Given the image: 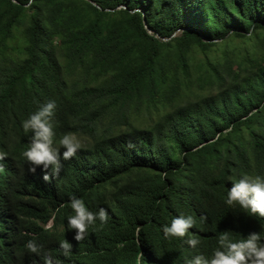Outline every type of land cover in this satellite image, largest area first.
Wrapping results in <instances>:
<instances>
[{
  "label": "trees",
  "instance_id": "1",
  "mask_svg": "<svg viewBox=\"0 0 264 264\" xmlns=\"http://www.w3.org/2000/svg\"><path fill=\"white\" fill-rule=\"evenodd\" d=\"M262 28L264 0H0V264H187L210 258L220 232L264 233V218L225 203L232 179L264 177V62L176 98L193 46ZM48 101L53 147L65 134L87 141L46 182L51 169L30 172L22 156L34 134L22 121ZM71 196L108 213L79 242ZM179 215L194 227L165 237Z\"/></svg>",
  "mask_w": 264,
  "mask_h": 264
},
{
  "label": "clouds",
  "instance_id": "2",
  "mask_svg": "<svg viewBox=\"0 0 264 264\" xmlns=\"http://www.w3.org/2000/svg\"><path fill=\"white\" fill-rule=\"evenodd\" d=\"M55 101H48L30 114L29 118L22 121L25 133L32 132L30 146L22 152V156L30 165L29 171L35 172L36 168L51 169V176L45 171L43 180L50 181L59 175L62 164L61 160H69L76 155L82 147L81 143L72 134H65L59 140V147H53L55 132L53 130L52 118L55 114ZM64 151L61 156L60 149ZM4 156L0 153V159ZM233 184L227 191L225 203L231 208L237 205L249 215L264 218V177H249L242 175L239 179H232ZM70 207L75 213L67 217L68 229L73 230L74 239L79 242L87 235L89 226L99 219L101 224L108 219L107 210L103 207L98 212L90 211L83 199L76 196L70 197ZM195 220L192 216L179 215L172 218L170 224L163 226L165 237L184 238L189 229L194 227ZM187 243L195 248L200 241L189 237ZM218 247L213 251L211 257L203 254L195 256L194 260L187 264H264V233L252 232L246 238L233 240L229 231L220 232L217 239ZM60 249L67 256L72 244L68 240L60 241ZM28 252L39 255L41 247L34 240H28L25 244ZM45 264H53L50 257L45 256Z\"/></svg>",
  "mask_w": 264,
  "mask_h": 264
},
{
  "label": "rangeland",
  "instance_id": "3",
  "mask_svg": "<svg viewBox=\"0 0 264 264\" xmlns=\"http://www.w3.org/2000/svg\"><path fill=\"white\" fill-rule=\"evenodd\" d=\"M188 76L177 92L180 105L192 102L197 96L214 93L252 68L254 61L264 62V28L251 31L244 37L228 36L218 40L206 51L193 46L186 54ZM216 67L215 74L207 65ZM80 143L87 141L84 136L76 137Z\"/></svg>",
  "mask_w": 264,
  "mask_h": 264
}]
</instances>
